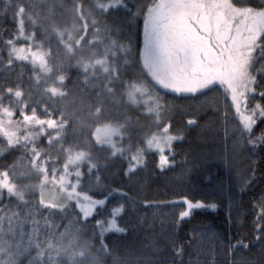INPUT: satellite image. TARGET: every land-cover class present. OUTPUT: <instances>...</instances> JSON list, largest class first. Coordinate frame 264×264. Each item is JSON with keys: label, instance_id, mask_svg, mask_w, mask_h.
<instances>
[{"label": "trees", "instance_id": "16d2710c", "mask_svg": "<svg viewBox=\"0 0 264 264\" xmlns=\"http://www.w3.org/2000/svg\"><path fill=\"white\" fill-rule=\"evenodd\" d=\"M109 1L0 0V109L15 120L24 113L55 120L52 129L36 128L32 137L15 143L0 132V264H264V247L255 240L264 197V142L253 148L247 134L241 136L240 121L221 87L195 98L155 87L142 63L140 22L130 20L124 3L107 12L97 7ZM126 2L132 7L140 0ZM20 11L26 34L48 52L49 74L10 54ZM73 29L77 37L69 42ZM252 67L264 70V55L257 53ZM131 83L151 88L162 106L160 119L128 101ZM256 86H264V71ZM191 113L198 122L189 126ZM169 120L179 139L170 155L175 164L161 170L157 153L145 144ZM104 124H122L125 154L143 149L147 165L125 176L126 160L93 137ZM57 125L63 129L55 145ZM261 127L264 119L257 121L254 135ZM60 148L87 154L89 162L80 166L83 190L98 196L111 186H124L131 193L136 207L129 204L120 219L122 226L127 221V233L111 232L102 243L93 222L73 219L78 215L74 204L63 210L42 206L44 176L67 160ZM24 162L30 165L22 169ZM6 178L14 192L3 187ZM183 195L218 207L180 219L184 205L167 202ZM120 199L114 193L109 204ZM145 199L165 203L152 208L143 205ZM237 239L248 241V247L232 248ZM179 245L183 251L177 255Z\"/></svg>", "mask_w": 264, "mask_h": 264}, {"label": "snow or ice", "instance_id": "6c2138e0", "mask_svg": "<svg viewBox=\"0 0 264 264\" xmlns=\"http://www.w3.org/2000/svg\"><path fill=\"white\" fill-rule=\"evenodd\" d=\"M121 2L124 3L130 20L140 22L145 48H150L153 35L162 31L184 53L174 78L163 85L166 92L177 96L204 97L210 87L219 84L225 100L230 98V107L235 109V114L239 117L241 136L246 133L248 143L253 148L258 141L264 142V127L254 135L257 121L264 119V86H256L258 77L264 70H253L252 67L257 53L264 55V0H256L255 3L253 0H150L146 4L140 0L132 7H128L126 0ZM38 59L43 61L44 58L41 55ZM256 95L260 99L249 108L247 105L250 99ZM228 107L226 104L225 119ZM24 115L27 117L29 114ZM197 122L196 113L187 116V125ZM48 123L54 125L55 120H49ZM117 131L115 128H105L102 135L111 142V136ZM177 138L171 132V120L164 122L162 130L148 138L150 149L157 153L155 164L159 169L175 164L169 153ZM36 155L39 156L40 153L37 152ZM79 159L80 154L69 157V161L73 162ZM146 165L147 154L139 152L125 162L122 171L125 176H129ZM44 171H48L46 166ZM83 176L80 169L73 172L65 164L59 176H52L61 202L53 204L51 200L41 197L42 206L50 205L63 210L74 204L78 215L73 219L93 222L102 243L104 237L111 232L127 233V221L122 226L120 219L128 212L129 204L133 209L136 207L131 193L124 186H111L98 196L92 195L89 190L81 188ZM114 193L121 199L110 205L109 201ZM177 201L184 205L178 213L180 218H188L197 209L215 210L218 207L215 202L206 203L204 199L190 198L188 195L174 197L167 203L174 204ZM142 203L153 208L162 206L165 202L145 199ZM103 209H107V212L102 211ZM256 215L259 222L255 224V240L264 247V197L261 198ZM248 244V241L237 239L231 247L247 248ZM174 251L180 255L183 245L175 246Z\"/></svg>", "mask_w": 264, "mask_h": 264}, {"label": "rangeland", "instance_id": "374dc122", "mask_svg": "<svg viewBox=\"0 0 264 264\" xmlns=\"http://www.w3.org/2000/svg\"><path fill=\"white\" fill-rule=\"evenodd\" d=\"M121 3H122L121 0H112L107 3H98L97 7L100 10L107 12L111 9L117 8L118 5H121ZM22 15H23V11H20L18 32L15 35L14 43H12V41L10 42V46H9L10 54L14 59L27 64H31L33 67L38 68L41 72L49 74L48 52L44 50L42 46H40L34 41V37L32 34L31 35L26 34L24 30ZM78 30L73 29L71 31L69 35L70 38L68 40L69 42H74L76 40L77 37L76 33L78 32ZM41 55L44 58L43 61L38 59V57H40ZM183 58H184L183 52L180 51L171 42L170 38H168L162 31L159 32L158 34L153 35L150 48H145L143 46V50H142V63L144 69L150 76L154 86L163 90H164L163 85L171 82L172 79L174 78V75L178 70V68L180 67ZM215 86L221 87L219 84H215L212 87ZM56 87H61V84ZM126 96L131 104L141 108V110L144 113L155 116L157 119H160L162 106L160 102L156 99L154 94L152 93L150 87L136 83L128 84ZM62 126L57 125L55 127L56 129L54 136L55 140L53 142L55 145L58 144L56 142L60 138L61 131L63 129ZM42 127L45 128L51 127L50 129H52V125H50L48 122L41 121L36 116H27L20 120L18 119L15 120L13 118L12 113L9 112L7 109H0L1 135H3L12 143L17 142L20 139H27L32 137L35 133V132L32 133V131L36 128H39L40 130L44 129ZM109 127L118 129V131L111 136V142H108V138L102 135V130ZM93 137L99 145L109 148L112 151L113 155L121 156L126 161L129 160L132 155L139 152H144L143 149H140L137 152L131 153L129 155L125 154V149L122 145V141L125 138V132H124V126L122 124L101 125L95 130ZM178 139L179 137L176 140H174L173 143ZM147 140H146L145 148L155 152V150L150 149ZM59 152L63 154L62 156L65 159H67L66 162L63 163L60 168H58V166L55 165L54 166L55 172H53L49 176L45 175L39 186L40 200L41 197H43L46 200H51L53 204L60 203L61 198L59 196L58 187L52 180V176L53 175L59 176L60 173L64 170L65 164L68 165L69 170L74 172L75 169L77 168L80 169V166L83 163L89 162L88 156L85 152H71L69 150L61 151V148L59 149ZM77 154H80L79 160H75L74 162L69 161L70 156L75 157ZM169 154L171 155V152ZM28 164L30 165V163L24 162L23 165H21V168L24 169L25 167L28 166ZM161 170H165V169H161ZM16 172H19V169H17L15 173ZM73 179H75L74 176ZM3 187L12 192H14L15 190L14 186L11 184L8 178L4 180ZM177 202L180 203L179 201ZM44 206L61 210L59 207H52L50 205H44ZM202 209H211V208H202ZM180 219H187V218H180ZM75 240L79 241V239H75Z\"/></svg>", "mask_w": 264, "mask_h": 264}]
</instances>
